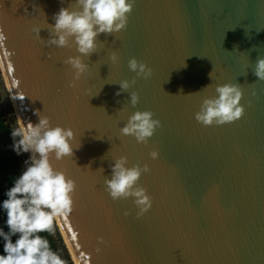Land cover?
<instances>
[{"label": "water", "instance_id": "95a60500", "mask_svg": "<svg viewBox=\"0 0 264 264\" xmlns=\"http://www.w3.org/2000/svg\"><path fill=\"white\" fill-rule=\"evenodd\" d=\"M73 3L0 0V62L20 120L35 123L38 110L80 143L51 160L75 182L58 222L77 263L264 264V81L253 75L264 57V0H134L125 27L101 33L81 57L89 67L76 80L64 63L75 46L45 43L53 14ZM129 58L150 75L129 71ZM121 80L134 83L116 95ZM225 83L242 93L240 118L198 123L202 100ZM133 111L159 121L145 143L120 135ZM120 156L148 167L137 184L151 206L140 215L131 198L104 190Z\"/></svg>", "mask_w": 264, "mask_h": 264}, {"label": "clouds", "instance_id": "9594fccd", "mask_svg": "<svg viewBox=\"0 0 264 264\" xmlns=\"http://www.w3.org/2000/svg\"><path fill=\"white\" fill-rule=\"evenodd\" d=\"M133 2L74 0L72 5L61 7L53 14L54 22L49 25L45 43L56 48L75 46L76 55L68 56L64 61L72 69L73 80L79 79L87 71L89 65L81 57H88L96 50L97 37L101 33H117L125 27ZM39 30L33 29L38 38ZM109 58L116 60L114 53ZM127 67L141 78H147L151 72L135 58L128 59ZM253 75L264 81V57L256 60ZM118 83L116 95L126 91L134 81L121 80ZM214 92L213 97L202 100L199 110L194 113V119L204 126H210L240 118L243 106L239 104L242 96L239 87L225 83L217 85ZM137 100L135 92L128 94L131 106L134 107ZM34 114L37 117L35 123H24L17 117V126L9 131L12 151L17 156L22 153H28V156L23 161V171L12 179L11 185L3 192L4 198L0 199V213L3 214V223L0 225V264H66L41 233L51 234L54 222L70 213L75 190L74 180L63 170L54 167L51 160L59 161L72 156L80 143H73L75 137L71 128L52 125L49 117L38 110H34ZM157 127L159 121L153 118L151 111H133L119 132L122 136H131L140 144L145 143ZM157 156L156 150L149 152L151 159ZM147 171L146 164L128 166L127 158L120 156L110 166V175L103 182L104 190L113 200L131 198L138 209L137 215H140L151 206L146 190L137 184L139 177Z\"/></svg>", "mask_w": 264, "mask_h": 264}, {"label": "trees", "instance_id": "16d2710c", "mask_svg": "<svg viewBox=\"0 0 264 264\" xmlns=\"http://www.w3.org/2000/svg\"><path fill=\"white\" fill-rule=\"evenodd\" d=\"M12 127L6 122L5 111L2 107V100L0 97V199H3V192L6 188L11 185L12 179L20 174L22 170L20 159L12 151L11 144L12 140L9 136V131ZM3 223V214L0 213V225ZM47 237L50 247L59 253V255L66 261L69 262L68 255L63 245H60L56 236L52 232L41 233Z\"/></svg>", "mask_w": 264, "mask_h": 264}, {"label": "rangeland", "instance_id": "374dc122", "mask_svg": "<svg viewBox=\"0 0 264 264\" xmlns=\"http://www.w3.org/2000/svg\"><path fill=\"white\" fill-rule=\"evenodd\" d=\"M0 97H1V100H2V107L5 111V119H6V122L11 126V127H16V113H15V109L13 107V103L11 101V97H10V94H9V91L7 89V85L5 83V79L2 75V72H1V69H0ZM20 158H21V161L23 162L27 156H28V153H22L21 155H19ZM23 167H25V165L23 164ZM53 233L54 235L56 236V240H58V242L60 243V245H63V248H65L66 250V253L68 255V258H69V262L68 264H73V261L71 259V256L68 252V249L60 235V232L58 230V227L56 225V222H54L53 224Z\"/></svg>", "mask_w": 264, "mask_h": 264}, {"label": "bare ground", "instance_id": "6f19581e", "mask_svg": "<svg viewBox=\"0 0 264 264\" xmlns=\"http://www.w3.org/2000/svg\"><path fill=\"white\" fill-rule=\"evenodd\" d=\"M0 69H1L2 75H3L4 79H5V83H6V85H7V89H8V91H9V87H8V84H7L6 77H5V75H4V71H3V67H2V65H1V62H0ZM9 94H10V92H9ZM10 97H11V96H10ZM11 101H12V103H13V107H14V109H15V106H14V102H13L12 97H11ZM15 113H16V117H18L16 109H15ZM56 225H57L58 230H59V232H60V235H61V237H62V239H63V241H64V243H65V245H66V247H67V249H68V252H69V254H70V256H71V259H72V261H73V264H78L77 261H76V259H75V257H74V255H73V253H72V251H71V249H70V246H69V244H68V242H67V240H66V238H65V236H64V232H63V230H62V228H61V226H60L58 220L56 221Z\"/></svg>", "mask_w": 264, "mask_h": 264}, {"label": "built area", "instance_id": "2783aa9c", "mask_svg": "<svg viewBox=\"0 0 264 264\" xmlns=\"http://www.w3.org/2000/svg\"><path fill=\"white\" fill-rule=\"evenodd\" d=\"M17 157L20 159L21 168H22V170H23V169H24V167H23V162L21 161L20 156H17Z\"/></svg>", "mask_w": 264, "mask_h": 264}]
</instances>
